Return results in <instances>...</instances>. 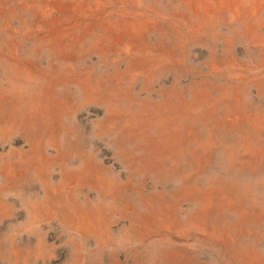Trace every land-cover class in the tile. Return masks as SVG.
<instances>
[{
  "label": "rangeland",
  "instance_id": "rangeland-1",
  "mask_svg": "<svg viewBox=\"0 0 264 264\" xmlns=\"http://www.w3.org/2000/svg\"><path fill=\"white\" fill-rule=\"evenodd\" d=\"M0 264H264V0H0Z\"/></svg>",
  "mask_w": 264,
  "mask_h": 264
}]
</instances>
